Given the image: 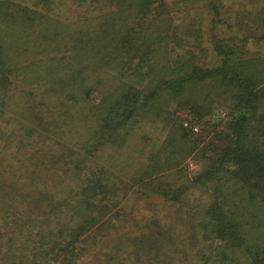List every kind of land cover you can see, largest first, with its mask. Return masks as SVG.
<instances>
[{
  "label": "trees",
  "instance_id": "obj_1",
  "mask_svg": "<svg viewBox=\"0 0 264 264\" xmlns=\"http://www.w3.org/2000/svg\"><path fill=\"white\" fill-rule=\"evenodd\" d=\"M192 5L212 58L203 13L180 33ZM263 44L264 0H0V264H79L129 182L179 207L102 264H264Z\"/></svg>",
  "mask_w": 264,
  "mask_h": 264
},
{
  "label": "rangeland",
  "instance_id": "obj_2",
  "mask_svg": "<svg viewBox=\"0 0 264 264\" xmlns=\"http://www.w3.org/2000/svg\"><path fill=\"white\" fill-rule=\"evenodd\" d=\"M70 3L67 2V6L59 9V13L63 17L71 16L73 17L77 10L73 8V12H70L69 5ZM203 10L199 6H193L192 7H183L179 11H175V14L177 15L176 22L180 24V33L182 36L185 37L186 30L189 27L193 28V25L196 23L195 19H198V16L203 13V16L205 18L204 20V45L209 46V57L212 58V46L209 42V37L211 34H213V27H212V21L211 16L208 15L207 11ZM221 29H219L220 31ZM218 31V32H219ZM217 32V31H216ZM224 34V33H221ZM252 48L255 49V43H253ZM260 48L259 46H257ZM264 47V44H263ZM264 49V48H263ZM93 101L95 103L100 102V97L97 92L93 94L92 97ZM172 109H175V105L171 107ZM228 111L230 113V110L227 106H222L218 103H214L211 115V117L217 113L218 111ZM177 115L181 117V114L185 113L184 110L178 109ZM230 115V114H229ZM229 119V118H228ZM227 120L219 121L218 123H221L220 125L225 124ZM212 121V120H211ZM3 156H0V163L2 162ZM202 163L198 161V159H195L193 157L187 158L184 163L181 165L180 168L183 169L184 175L188 177L189 179H192L195 174L199 173L202 170ZM180 175H175L173 178H178ZM182 176V175H181ZM182 179L177 183H181ZM138 186L139 183H131L129 182L126 184V187L124 191H121V201L114 212L120 213V218L114 220L116 231L113 235L108 236V231L104 230H97L91 234L89 237L86 247L87 252L83 259L80 260L79 264H102V254L104 253V250L108 246L109 243L112 242V240L120 235L123 234H131V233H137L140 231H143L147 228L148 222L151 217L157 216L160 218H163L165 220H169L171 217H174L177 213V209L179 207L178 204L166 201L164 198L156 196V195H143L138 192ZM211 188L207 186L199 187V189L195 190V193L197 195V198L202 199L203 202H207L210 197L209 194H211ZM206 191H210L207 193ZM262 209L260 208V211ZM260 213V212H259ZM261 215V219H262Z\"/></svg>",
  "mask_w": 264,
  "mask_h": 264
},
{
  "label": "built area",
  "instance_id": "obj_3",
  "mask_svg": "<svg viewBox=\"0 0 264 264\" xmlns=\"http://www.w3.org/2000/svg\"><path fill=\"white\" fill-rule=\"evenodd\" d=\"M181 116H182V121H183L185 127L192 130L194 133L201 132L202 126L196 117H194L193 115H191L190 113H187V112L181 114ZM228 118H229V112L222 110V111H218L217 113H215L211 117L210 120H212L214 123H218L220 120L225 121Z\"/></svg>",
  "mask_w": 264,
  "mask_h": 264
}]
</instances>
